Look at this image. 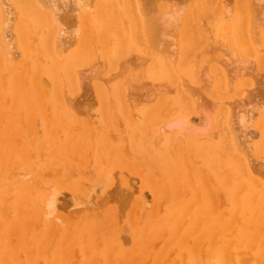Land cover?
<instances>
[{"label": "rangeland", "instance_id": "obj_1", "mask_svg": "<svg viewBox=\"0 0 264 264\" xmlns=\"http://www.w3.org/2000/svg\"><path fill=\"white\" fill-rule=\"evenodd\" d=\"M1 1L6 2L4 4V7L6 10L8 8L7 12L9 15L7 16H9L10 19H8V24L5 23L8 26L4 25V36L5 39H7V43L5 44L7 47L9 46L7 48L9 52V58L6 54L7 57H4L3 55L2 59L0 60V264H109L108 262H104V257H106L107 253L106 248L109 247V245H114L116 243L120 244L118 249L123 251V253L125 252L123 256L127 253L132 262L135 259L136 261L139 258L141 259V257L143 256L141 255V253H146L147 258L150 261L148 260V262L144 260L143 257L141 261H135L136 264L138 262V264H140L141 262L143 263V260L144 264L147 262L149 264H155V262L153 261L155 260V255L157 254H160L161 258L165 257L164 259H161L163 264H186L187 259L180 258L177 252H174L175 249H173L172 251L171 248L173 246H169L163 251L159 250L164 249V243L169 240V231L167 229V226L165 231L163 230V233L162 227L160 228V230L155 228L156 225L163 226L162 224L164 215L172 206V204H176V198L174 195L175 190L178 191V189L180 188L178 193L180 192L179 194L183 195L184 200L201 201L206 205L212 206L214 210H217L216 212L222 213L224 217H227V210L230 207L227 194L228 189L218 188L216 184V177L213 171L207 166L206 163H204L206 167L202 164V159L200 156L196 154L192 155L189 151L182 149L181 145L185 146V136L188 137L187 134L192 135L196 132L195 130L178 129L181 131L189 130L187 131L188 133H182L177 129H175L176 131H170L169 133L176 132L183 135V138H181L180 140H176L175 142L177 144L174 145L171 141H168V139L165 138V134L167 135L169 133L163 132V129L161 130V127L158 128V126L163 125L167 120L171 118L174 119L176 118V115H179V113H177L178 111L175 112V101L179 102L180 100L175 97V94H178L179 90L183 89L184 93H190L191 98L194 99L192 106V108L194 107V109H191L192 112L190 111L188 112V114L186 112L183 113H186V115H189L190 113V115H192L191 117H202V113H204L205 110H208V112H210L208 118L211 119L209 121L211 125L209 126L213 125L214 129H211V127L208 128L210 130L201 128L200 131L202 132V135L204 134L203 132H205L204 130H206V137H201L202 135L198 133L199 129H196L198 130V132H196V135H200V140H198L197 142L201 143L203 141H215V155L218 160H222L224 159V153L227 154L228 152H223V144H221L220 142L222 141L221 137H219L220 135L218 131L216 133L217 116L213 112V108L223 103L224 105L221 104V106H224L229 110L228 123L231 124L232 131L236 134V136H238L237 138L241 137V134L244 133V135L242 136H244L243 138L249 140V145L253 146L258 144L259 151L263 150L261 153L259 152V154H255L252 147L250 148L249 153L247 152V149V151L245 150V153H247V157H250L247 159L249 160L248 162L252 169L255 168V170H253H257L256 172L253 171L254 176L264 181V147L260 145L261 135L258 134L259 121H262V119H264V58L262 60L263 62L259 64L260 59H262L261 55H263L264 57V46L260 40V35H264V0H244V2L248 1L250 6L249 8H247L249 13L248 11H246V14H243L246 18L249 17L246 16L247 14H249V20L252 19V13L255 16L254 26H252L253 29L250 32V36H253L252 38L254 39V43H258L257 47L259 48V53H257L259 54L260 58H258L259 56L256 57V53H252L254 55L248 53L249 55H247V53L245 54V51L242 52L240 49L235 48L232 44H230V42L233 41L232 37L234 36V32H232L233 30L231 19L234 20L235 17H242V19L244 18L242 13L239 15L240 12L236 10L237 7L235 6L233 0H225L226 2L224 1L222 3L221 1L223 0H220L221 4H219V6L223 7L224 9V4H227L226 10L229 8L227 10L228 13L225 12L226 10L218 7V5L217 8L219 9L215 8V0H206V3L208 1V4L204 3L203 6H201L202 11L200 10L199 16L201 17L200 19L203 20L201 22L204 27V29L202 27V29L204 30V33L202 35H204V37H208L207 39L210 40V47H208V50L206 49L204 52V49L205 47L207 48V46L204 44L202 45V42L199 45L196 44L198 41H196V37L193 36L191 39H194V41H192L196 44V48L198 46V50L195 51L196 53L194 52V54H191L190 59L192 56H194L196 58V63L197 60L199 58L200 59L198 60L199 64H196L195 62H193L194 57H192L193 60L191 59V66L197 68L196 65H198L200 67L197 69L199 71H202L206 69L204 66L205 63L202 60L204 57H206V55L209 56L215 53L216 55H218L217 60L219 62L220 60L221 62H223V60H226V56L229 58L228 54H230V52L228 51L232 49V52L235 53V56H233L235 58L233 59L236 60L237 58L236 62L238 67L236 66V62L229 58V63L227 62L226 69L227 71L229 70L228 76L229 74L231 75V73L232 75H235L237 73V70H234L236 69V67L237 69H239L237 75L235 77L234 75L232 76V80H235L236 78V81L238 80L237 82L241 80L240 86L242 87L240 88L241 91H238L239 93L229 90L228 94L225 96H215L216 93L213 92V80L208 69H206L207 71L204 70L201 73L196 71L195 75L197 74V76L199 77L193 79L194 76L192 77L191 75H193L192 72L194 68L192 67L193 69H190L187 76H189V79L192 78L194 81L196 80L195 82H192V79L191 81H189L187 76L185 77L181 75V77L183 78L177 76L175 71L172 70V75L175 74V77L178 78V80L175 81L177 82V85L175 83V88L173 90L171 87H167L170 83H172V80H168V76L163 77L161 74V70H164L162 67L165 66L161 60L155 59L153 65H151L152 68L158 66L160 70L159 73L157 71V68L150 71L147 67L149 63L148 58H145L140 52L135 49L126 53L124 62L123 60H121L122 62L120 60H116L118 59L115 56L116 36H114V34L112 33L108 34L110 40L108 41L110 42L109 48L107 49L108 51H102L101 45H98L100 44L98 43V36L89 37L90 40L88 41V47H93L89 48V51L90 53H92L93 57H89V55H86L87 50L85 49L84 41H79L80 38L77 39L78 36L70 37V35L68 36L65 32H62L67 40L63 37L62 34H60L62 35L61 37H63L65 40L60 38L63 41L62 43H59L58 47L60 48H58L56 52L60 61L58 59V63H56L57 69L52 71L55 72V75H57L59 80L56 77L57 82H54L49 76V71L42 69L43 67L48 68L49 66L51 68L52 64H54V60L52 59V57L49 56V54L44 53L45 48L43 47H45V45H43V43L45 44L47 38L45 36H42L43 30L38 29V31V27L31 22L29 17H26L27 23L30 20V26H28L31 33L28 30V26H26V29L28 28L26 30V36L28 37H25V39L28 38V40H26L27 48L25 49L26 51L21 49L20 41L18 40L17 36H15L14 29H12V27L14 26V23L12 26V21L16 22L17 20L14 12L12 13L13 6H11L12 8L8 6V4L12 5V2L10 0H7L8 2L10 1L9 3H7L6 0ZM128 1L129 0H126L127 3H131L132 7L134 5V1L137 2V0H133V3L131 1ZM138 1L141 2L143 6H149L151 4L150 6L153 7V4H156V2L157 4H159L160 2L168 6V4L170 5L171 3L180 5L181 2L187 3L188 1L200 0ZM211 3L213 5H211ZM205 4L208 6H206ZM131 5L130 8H132ZM58 8L59 13H64L67 11V7L64 8L62 5H59ZM134 8L135 6L133 7V9ZM210 9L214 13H217L218 11L219 14L215 13L216 15H213ZM220 9L223 14L226 15V17H223L224 15L220 14ZM234 14L237 15L234 16ZM14 17H16V19ZM120 17L124 20V22L128 21L129 19L126 15L123 14H121ZM34 25L36 30L33 29ZM247 28H249L248 30L251 29V27L248 25ZM205 31H207L208 33ZM37 33H39L38 37ZM192 34L195 35L194 33H190V35ZM32 38H36V46L34 43L35 41ZM38 38L40 41L37 40ZM252 38L250 39L252 40ZM5 39L3 40L5 41ZM25 39L23 40L25 41ZM74 39L79 42L78 45L77 42L74 41ZM66 41H69L70 44H68ZM170 41L169 43L173 48L171 49V46H169V48L173 52L170 50L172 53H168V51H166L165 53H168V56L170 54V57L172 56L173 58L176 54V60L174 59V61L176 62L178 60V55L180 54L178 50L179 46H177V44H173L175 42L174 40H172L171 42ZM192 41L188 43V45H185L180 50V52L185 50V48L188 49L189 44V49L194 48L195 46ZM17 43L19 47L17 46ZM32 44L34 45L32 46ZM252 44L253 42L251 43V46H254V44ZM29 45L32 46L34 52ZM77 46L79 49L78 51ZM174 47H177L178 51ZM158 48L159 50L167 49L166 47H162L161 49L160 45L158 46ZM173 49L175 50V52ZM14 50H19V53L15 52ZM75 50L77 51L76 54L80 55L82 53V55L80 56L81 58L83 57L86 61L83 58L82 59L84 61L80 60V58H78L79 55L77 57L78 59H73V56L69 57V54L67 53H70L71 51L75 54ZM210 50L212 53L210 52ZM31 51L33 53H31ZM222 51L226 54V56L222 55L224 54ZM23 52H25V54ZM104 52H107L108 54H110V56L106 55V53ZM42 55H44V58ZM220 55H222V57ZM114 56L116 58H114ZM172 57L171 59H173ZM220 57L223 58V60ZM239 57L241 60V64L238 59ZM143 58L145 59V61ZM47 59L49 62H44V60L47 61ZM257 59L259 62L257 61ZM5 60L9 61L6 63ZM79 60L83 63H80ZM77 61L80 64H78ZM103 61L105 62V64ZM174 61L171 60V62H173L171 64H175ZM61 62L62 64H60ZM118 62H121L120 65ZM35 63H38V65L36 66ZM72 63L74 64V67L73 65H71ZM140 63H142L143 65ZM90 64L92 65L90 66ZM68 65H71L69 67H71L70 70L73 71L72 74H74L73 76L76 77V80L80 76L78 88H74V91L72 90V88H68V82L65 77L64 70ZM38 66H40L39 68H41L40 70L42 71V74L35 70V68H38ZM117 66L118 68H120V71L118 70L119 72L115 70ZM107 67L113 70V72L108 71ZM74 70L76 71V73L80 71L81 74L77 73V76ZM138 70L140 72L139 77H135V75L139 73ZM160 74L162 77L160 76ZM172 75L169 74V79L173 78ZM19 76H23V78ZM39 78L40 80H42V82L38 80ZM15 79L16 82H14ZM118 79L130 84L127 85L126 89L129 90V94L132 93L130 98H132V96L135 97L134 100L133 98L130 99L134 102H131L133 105L128 114L122 111L117 103V101L123 99L124 94H121L122 91L119 87H117L116 89L111 88ZM182 79L184 83L185 81H187L185 86H183L182 83L180 84V81ZM58 81H60V83ZM164 81L165 84L167 83L168 85L164 86V84H162V82L164 83ZM41 83H44L45 85ZM55 83H58L60 85H58V88H61L58 89L56 87L55 91L57 89L59 90L61 99H64V101H62L60 97L58 98L56 95L52 94V92H55L52 87ZM138 83H140L139 86ZM151 83L154 85H152ZM38 84L45 86V91L47 94L44 93V90V92L42 90H39ZM94 84H101L104 86V88L107 87V89L109 88L108 90L112 92V94L109 92L111 95L110 98H108L110 96L109 94L105 96V99L103 100L104 102L102 101L104 105L99 102L97 98V94L93 88ZM155 84H157V86H159L158 84H161L158 90L156 89V93H158L159 95L160 93H163L165 91L163 87H166V90L170 88L167 92L165 91V94L163 93L165 96L167 95V104L165 107L161 106V102H158L155 99V97L159 96L158 94L153 95V93L150 94V91L152 90H146V86H148V89L157 87ZM187 86L191 87V89H189L190 92L187 91ZM26 87L27 89L30 88L33 92L31 93L32 95L28 93L29 97L31 95V98H26L28 96L26 95L27 91L31 92L30 89L27 90ZM177 87L179 90H177ZM183 87H187V90H184ZM23 88H25V90L27 91H25ZM22 89L24 90V92L22 91ZM126 89H124L123 91H126ZM192 89L194 90L192 91ZM157 91H159L160 93ZM38 93L39 96L37 97ZM18 94L22 99L17 98V96L19 97ZM116 94H118L119 100H117L118 97ZM41 95L44 97H42ZM23 96H25L26 99H24ZM221 97L222 101L217 105V102L214 101L216 98ZM56 99L61 100L62 103L66 101V105H68L69 107L65 106L64 103V108L61 106H59V108L57 105L58 103L54 102ZM62 103L59 102V104L63 105ZM211 103H213L214 107L211 105ZM214 103L216 104V106ZM103 106L106 107V111L105 109H103ZM147 107L149 108V110L148 113L144 116L143 114L145 112V108ZM165 111H168V113L166 112L167 114H165ZM169 111H171V114L173 115H171ZM179 111L180 115H183V113H181V110ZM7 113H9V115ZM163 114L165 115V119H163ZM239 114H244L246 118V122L243 123L244 126H242L243 124L241 125V123H239L238 121ZM167 115H170V117L167 118ZM249 115H251V117H248L250 119L247 118V116ZM8 117L10 119V122L8 120ZM34 117L36 120L33 119ZM146 120L149 122H154V125L157 124L160 120L158 126L150 127L151 129L149 128V131L147 130V135L149 134L148 139L150 140H152L154 137L158 138L162 136V138H159L158 143H160V145L164 147L166 151L165 156H168L169 164L172 161L174 162L170 164L171 167H174V164L176 162L173 159V156L176 153V149L183 151V154L185 155H182L185 157L183 158L189 162V164H187V169H185L184 171V175L186 173L187 174L183 179L180 178L181 180H179L177 184L167 180V178L171 179V176L165 177L164 175L166 173V168L169 170V165H165L166 168H164L159 157L151 156L153 154V150L150 153L149 149H146L147 143H144V145L142 144L143 146H141V143H139L140 141L138 139L141 137V133L143 131L140 125H142ZM229 124L228 128H231ZM161 131L163 133H161ZM152 132L154 134L155 132L159 133L158 135L156 133L155 136ZM190 132L192 134H189ZM135 133H137L136 136ZM53 135L56 136L54 139ZM19 138L21 140H19ZM13 139H18L15 141V143L17 144H14ZM237 140H239L240 142L243 139L241 137V140L240 138ZM103 144H108L111 147V156L110 153L106 154L107 151L105 150ZM71 146H73V148ZM75 147L77 148V150H75ZM67 148H72L73 150L67 151ZM184 163L182 165L185 166L186 164ZM188 169L191 171L195 170L197 172L195 173L196 175H190L189 173L191 172L188 171ZM219 172L228 174L229 168H227L225 164H221V166L219 167ZM106 173H108L109 182L105 185L103 192L100 193V187L98 190V185H101V181L99 183V180H103L102 176H104ZM175 174L179 175L180 172ZM177 177L178 176H174L173 178L176 179ZM190 178H192L193 182H191ZM165 179L167 182L165 181ZM154 180H156L157 183H166V185L158 186L153 183ZM95 182H97V184H94ZM169 182H171V184H169ZM93 184L96 185V187L94 192L91 194V197L89 198L90 201H88L91 203H87L88 205L90 204L89 207L86 206L87 204L85 203L84 205H82V208H80V206L78 208L76 207L77 209L73 208L71 206V198L74 199L75 197L76 200H80L81 198L82 200L83 197L85 198L86 196L85 193L88 191V189L92 188ZM89 185L91 186L90 188ZM183 186L185 188H183ZM157 187H160L159 189H161V191H158L159 189H157ZM151 188H153L155 192L158 191L157 196L155 195V192H152ZM52 189L56 192L57 195L55 210L49 217L46 218V216H43L45 211L44 199L49 192H52ZM140 191L142 192V196L139 194ZM171 192H173L174 194ZM73 194H77L78 196L82 197L78 198L77 195L74 196ZM71 195L73 197H71ZM207 196H209V199H207ZM86 199L87 198H85V200ZM84 206L85 209L87 208L86 210L84 209ZM58 214L61 216H59ZM56 215H58V222H56ZM59 220L62 226L58 225ZM106 239H108V241ZM105 243H107L108 245ZM145 248H147L146 250L149 252L156 251V254L153 252L151 255H147L148 253L145 252ZM85 249L86 251L83 252ZM137 253L141 255V257H138V259L136 257L138 256ZM113 254L115 256V261L122 257V255L120 256L118 252H113ZM96 255L97 259L94 257ZM91 256H93V258ZM126 259L127 257L125 258V260ZM246 260L248 259L246 258ZM202 261L204 264L213 263L207 257H204ZM248 261L250 262V260ZM118 262L119 264H133L132 262H129L127 260L124 262H122V260ZM160 263L161 262L157 264Z\"/></svg>", "mask_w": 264, "mask_h": 264}, {"label": "bare ground", "instance_id": "obj_2", "mask_svg": "<svg viewBox=\"0 0 264 264\" xmlns=\"http://www.w3.org/2000/svg\"><path fill=\"white\" fill-rule=\"evenodd\" d=\"M10 1L12 2V5L8 4V6H10V7L13 6V8L11 7L13 9L12 13L14 12L15 16L17 17L16 22L15 21L13 22L11 20L12 21V26H13V23H14V26H13L14 28L12 27V29H14L15 36H17L18 40L20 41V48L21 49L25 50L27 48L26 40H28V38L25 39V37H28V36H26L27 35V31L26 30L30 26V20H31L32 23H34L38 27L37 30L38 29L39 30H43L42 36H45L47 38V41H45V44L43 43V45H45V47H43V48H45L44 49V51H45L44 53L49 54V56L52 57V59L54 60V64L51 63L52 64L51 68H50V66L48 67V65H47V67L49 69L46 68V67H43L42 69L49 71V76L54 82H57V78H58L57 75H55V72L52 71V70H56L57 69L56 68L57 67L56 63H58L59 57H58V54L56 52H57L58 48H60V47H58L59 43L60 42L62 43V41L65 40V39L67 40V38L63 34L64 32L66 33V35H68V36L70 35V37L71 36H78L77 39L80 38L79 41H84L85 44L84 43L83 44L85 46V49L87 50L86 55L87 56L89 55V57H93L92 53H90V51H89V48H93V47L92 46L88 47V43H89L88 41L90 40L89 39L90 36H92V37L93 36H98L99 37V42L98 43H100L98 45H101L102 51H104V50L108 51L107 49L109 48V43H110V42H108V41H110L109 37H108L109 36L108 34H110V33L114 34V36H116V40H115V43H116V45H115V56L118 58L116 60H118V61L119 60L120 61L123 60V62H124L126 53H128V52H130V51L135 49L138 52H140L145 58H148V62L149 63H148L147 67L149 68V70L152 71L153 69L157 68L158 73L160 71L158 66H156L155 68H152L151 65H153V62H154L155 59L161 60L162 63L165 65V66L162 67L164 70H161V74H162L163 77H167L168 76V80H172V83H173L174 86L172 85V83H170L169 85L167 83L165 84V81H164V83L162 82V84H164V86L168 85L167 87H171L173 90L175 88V83L177 85V82H175V81L178 80V78L175 77L176 76L175 74L172 75V73H171L172 70L175 71L177 76L181 77V75H182V76L186 77L188 75L190 69L193 67V66H191L192 65L191 59L194 56H192L191 59H190V56H191V54H194V52L196 50H198V46L196 48V44L199 45L202 42V45L203 44L206 45L207 48L204 46L205 47L204 52H205L206 49L208 50V47H210L209 46L210 40L207 39L208 37H206V36H205L206 37V39H205L204 35H202L204 33V30H203L204 27H203V25L201 23L203 20H201L200 19L201 17L199 16V12H200V10L202 8L201 6H203V4L206 3V0L188 1L187 3L186 2L185 3L181 2L180 5L176 4V3H171L170 5L168 4V6L166 4L160 3L158 1L159 4H157V2H156V4H153V7L150 6L151 4L149 6H143L142 3L137 0V2L134 1V5H133V7L135 6L134 9H133L131 3L129 2V1H131L133 3V0H129L128 1L129 3H127L126 0H117V1H114V0H10ZM224 1L225 0L221 1V3L224 2ZM9 2L7 1V3H9ZM233 2L235 4V6L237 7L236 10H238L240 12V13L238 12L239 15L241 13H242V15L243 14L245 15L246 11H248L247 8H249V6H250L248 1L244 2V0H233ZM5 3L6 2H2L0 0V60L2 59L3 55L5 57L6 54L7 55L9 54V52L7 50V48L9 46L7 47L6 44H5V43H7V41H6L7 39H5V36H4L5 35V27H4V25L8 24L7 22H8V19H10V17L7 16L9 14L7 12L8 8L6 10L5 7H4ZM221 3H220V0H215V8H217V5H218V7H220L219 4H221ZM260 3H261V1H260ZM206 4H208V1H207ZM59 5H62L64 8L67 7V11L64 12V13H59L58 12V9H59L58 6ZM130 5H131L132 8H130ZM211 5H213V4L211 3ZM224 5H225L224 9H223V7H220V8L223 9V10H226V5L227 4H224ZM206 6H208V5H206ZM222 6H223V4H222ZM60 9H61V7H60ZM217 9H219V8H217ZM221 9L219 10L220 14H223ZM227 10L225 11L226 13H228ZM9 11H10V9H9ZM210 11H211V9H210ZM233 11H235V10H233ZM235 12H237V11H235ZM263 12H264V10H263ZM211 13H213V15H214L216 12L214 13L213 11H211ZM217 13H218V11H217ZM229 13H230V11H229ZM248 13H249V11H248ZM121 14L126 15L129 18L128 21L124 22V20L120 17ZM235 15H237V14H234V16ZM12 16H14V15H12ZM246 16L250 17L249 14H247ZM16 17H14V18L16 19ZM26 17H29V19H30L29 22H28L29 24L27 23ZM223 17H226V15H224ZM249 17L246 18L244 16L243 19H242V17H235L234 20L231 19V21H232V30H233L232 32H234V36L232 37L233 41H231L230 44H232L235 48L240 49L242 52L245 51V54L247 53V55H249L248 53H250V54L256 53L255 55L257 57V56H259V54H258L259 53V51H258L259 48L257 47L258 43H256V42L254 43V41H253L254 39L252 38L253 36H250V32L253 29L252 26H254L255 16L252 13V15H251L252 19L251 20H249ZM218 20H219V18H218ZM5 23H7V24H5ZM9 24H10V22H9ZM35 25H34V28L33 27H31V28L35 29ZM247 25L251 27L250 30H248L249 28H247ZM26 26H28L27 29H26ZM202 27H203V29H202ZM7 30H8V28H7ZM28 30L30 31V28ZM205 32H207V31H205ZM30 33H31V31H30ZM190 33H194L195 35H193V34L190 35ZM38 34L39 33H37V37H38ZM60 34H62L65 39L63 37H61L62 35H60ZM165 36H166V38H165ZM193 36L196 37V41H198L199 43L197 42L195 44L193 42L194 39H191ZM33 37H34V34H33ZM60 38H62L63 40L60 39ZM169 38H170L171 41L172 40L175 41V42L173 41L174 42L173 44H177V46H179L178 47L179 49L177 47L176 48L174 47L176 50L178 49L179 53H180L178 55V60L176 62L174 61L175 56H176L175 53H174L175 54L174 58L171 56L173 59H171L170 54H169V56L167 55L168 53H170L172 51L171 49L173 48L172 45H170V43H169V41H170ZM250 38H252V40ZM3 39H5L6 42ZM23 39H25V41ZM33 40L35 41L36 38H34ZM37 40H39V38ZM44 40H46V39H44ZM260 40H261V42L263 43V46H264V35H260ZM74 41L77 42V40H75V39H74ZM191 41L194 43V46H195L194 48H196V49H194V48L189 49V47H190V44H189L188 49L185 48V50L180 52V50L185 45H188V43H190ZM250 41H252L254 46L255 45L256 46L255 47L251 46L252 42H250ZM34 43H35V46H36L37 45L36 41ZM64 43H65V41H64ZM67 43L70 44L69 41ZM78 43L79 42H77V45H78ZM8 44H9V42H8ZM83 44H82V46H83ZM33 45L34 44H32V46ZM139 45H141V46H139ZM157 45L158 46L160 45L161 49H162V47H166L167 49L159 50ZM17 46H18V43H17ZM29 46L32 48L31 45H29ZM84 46H83V48H84ZM89 46H90V44H89ZM169 46H171V49L169 48ZM173 46H176V45H173ZM37 48H38V46H37ZM209 49H212V48H209ZM37 50H39V49H37ZM78 50L79 49H78V46H77V51ZM18 51H15V52H18ZM77 51L75 50V54L73 52H71V51H70V53H67V54H69V57L73 56L74 57L73 59L80 58V60H83L84 58L82 57L83 58L82 59L81 56H80V55H82V53L80 55L76 54ZM166 51H168L167 54L165 53ZM201 51H203V50H201ZM33 52H34V49H33ZM33 52L31 51V53H33ZM174 52H175V50H174ZM210 52H211V50H210ZM228 52H230V54H228L229 58L236 62L237 58H236V60L233 59V58H235V57H233V56H235V53L232 52V49L230 51H228ZM23 53L25 54V52H23ZM104 53H106V55L110 56V54H108L107 52H104ZM211 53H209V54H211ZM90 54H91V56H90ZM74 55H77V56H74ZM78 55H79V57H78ZM222 55L226 56L225 53L222 54ZM222 55H220V56L222 57ZM252 55H254V54H252ZM42 56L44 58V55H42ZM115 56H114V58H116ZM69 57H66V58H69ZM217 57H218V55L213 53L212 55H209V56L206 55V57H204L202 59L204 61V63H205V65H204L205 68L208 69L210 74H211V78H212L213 81L211 79L210 80L213 82V92L216 93L215 96H225V95L228 94L229 90H232L233 92L239 93L238 91H241L240 88L242 87V86H240L241 85V82H240L241 80L239 82H237L238 80L236 81L237 78L235 80H232V78H233L232 76L234 75V74L232 75V73H231V75L229 74V76H228V71L229 70L227 71L226 66H227V62H228L229 58L226 56L227 57V58L225 57L226 60H223V58L220 57L223 60V62H221V60L219 62L217 60ZM261 57H262V59H260V62L257 59L259 64L261 62H263L262 61L263 58H264L263 55H261ZM8 58H9V55H8ZM33 58H34V56H33ZM40 58H42V57H40ZM258 58H260V56ZM110 59H111V57H110ZM170 59L173 60L175 62V64H171L173 62H171ZM193 59H192L193 62L196 63V61H195L196 58L194 57ZM238 59H239L240 64H241L240 57ZM198 60H197V63L199 62ZM8 61L5 60L6 63ZM50 61H52V60H50ZM59 61H60V59H59ZM93 61H94V59H93ZM144 61H145V59H144ZM150 61H151V63H150ZM44 62L48 63L49 61L47 59V61L44 60ZM114 62H115V60H114ZM121 62H118L119 65H120ZM80 63H83V62L80 61ZM80 63L78 62V64H80ZM35 64H36V66L38 65V63H35ZM60 64H62V62ZM60 64H58V65H60ZM104 64H105V62H104ZM140 64H142V63H140ZM71 65H73V67H74L73 63ZM71 65H68L66 67V69L64 70V72H65L66 80L68 82L67 83L68 88H72V90L74 91V88H76V89L78 88V85H79V82H80L79 81L80 80V76L76 80V77L73 76L74 74H72L73 71L70 70L71 67H69V66H71ZM91 65L92 64H90V66ZM170 65H172V66H170ZM193 65H194V63H193ZM196 66H197V68L200 67L198 65H196ZM236 66H237V62H236ZM39 67L40 66H38V68H35V70H37L39 73H41L42 71L40 70L41 68H39ZM110 67H112V66H110ZM237 67L234 70H237L236 72L238 73L239 69H237ZM244 67H245V65H244ZM117 68H118V66H117ZM117 68L115 69L116 71H118L120 69V68H118V69ZM193 68H192L193 72L191 71L192 74H193L191 76L192 77L194 76L193 79L194 78L196 79V77H199V76H197V74L195 75L196 71L201 73L204 70H206V69H204L202 71H199L196 67H193ZM107 69H108V71H112L113 72V70L109 69L108 67H107ZM194 70H195V72H194ZM140 71H142V70H140ZM206 71H205V73H206ZM138 72H139V70H138ZM77 73L81 74L80 71L77 72ZM77 73L75 71L76 75H77ZM205 73H202V74H205ZM237 73L234 75V77L237 75ZM139 74H140V72L138 74H136L135 77H139ZM161 74H160V76H161ZM169 74H171L173 76L172 79H169ZM36 75H37V73H36ZM19 77H21V76H19ZM39 77H40V75H39ZM188 77L189 76H187V78ZM21 78H23V76ZM181 78H183V77H181ZM202 78H203V76H202ZM191 79H189V81H191ZM193 79H192V82H195L196 80L194 81ZM38 80H40V78ZM58 80H59V78H58ZM200 80H201V78H200ZM40 81L42 82V80H40ZM14 82H16V79H15ZM58 82L60 83V81H58ZM186 82L187 81H185V83H184V81L182 79L180 81V84L182 83V85L185 86ZM41 84L45 85L44 83H41ZM55 84H54L55 87L52 86L54 91H55L56 87L58 88L60 86L58 83H55ZM21 85H23V84H21ZM43 85H39V90L40 91L41 90L42 91L46 90L45 86H43ZM127 85H130V84H128L127 82L125 83V81L118 79L115 82V84L113 85V87H111V88L116 89L117 87H119L120 90L122 91L121 94L122 93L124 94L123 95V99L120 98L122 100L117 101V103H118L120 109L128 114L130 112V109L132 108V105H133L131 102H134V101H132L130 99L133 98V100H134L135 97L132 96V98H130L132 93L129 94V90L126 89ZM134 85H136V84H134ZM139 85H140V83H138V86ZM152 85H154V84H152ZM155 85L157 86V84H155ZM158 85L160 86L161 84H158ZM159 86H157V87L152 86L154 88H151V89H148V86H146L147 87L146 90H149V91L152 90V91H150L151 92L150 94L153 93V95H156V94H158V93H156V89L158 90ZM187 87H188V90H187ZM187 87H185V88L183 87V88H184V90H187L188 92H190L189 89H191V87L190 86H187ZM60 88H58V89H60ZM93 88H94V91L97 94V98H98L99 102H101L102 104L104 102L103 100L105 99V96L108 95V94L110 95V93L112 94V92L108 90L109 88L107 89V87H105L106 88L105 89L104 86L101 85V84H94ZM165 88L163 87V89L166 92L170 89V88L169 89L167 88L168 90H166ZM23 89L25 90V88H23ZM23 89H22V91L24 92ZM26 89H27V87H26ZM29 89H27V90H29ZM58 89L55 92H52V94L56 95L58 98L60 97V99H61L60 92H59ZM124 89H126V91H123ZM27 90H25V91H27ZM159 90H162V89H159ZM177 90H179L178 87H177ZM193 90L194 89H192V91ZM30 91L31 92L27 91L26 95H28V96L26 98H31V95H32L31 93H33V92H32L31 89H30ZM165 91L164 92L161 91V92H163L165 94ZM157 92H159V91H157ZM18 93H19V91H18ZM28 93L31 94L30 97H29ZM44 93L47 94L46 91ZM163 93H160V95L158 94L159 96L155 97V99L158 102H161V106L165 107L166 104H167V101H166L167 95L165 96ZM116 95L118 97V94H116ZM38 96H39V93H38L37 97ZM84 96H85V94H84ZM20 97H21L20 95H19V97L17 96V98H20ZM23 97H24V99H26L25 96H23ZM42 97H44V96H42ZM110 97H111V95L108 98H110ZM175 97L180 100L179 102L175 101L176 102V106L174 105L175 109H176V111L175 110L174 111L175 112L178 111L177 113H179V115H176V118H174V119L171 118V119L167 120L161 126H158V123L160 122V120L155 125H154V122H149L147 120L144 121V123L142 125H140L142 130H143L142 133H141V137H140L142 140L140 138L138 140L140 141L139 143H141V146H143L144 143H147L146 149H149L150 153L153 150V154L151 156L159 157L160 160L162 161L161 164H162V166H164V168H166V166L169 165V170L166 168V173L164 175H165V177H170L171 176L170 177L171 179L167 178V180L171 181L172 183L174 182L175 184H177V182L179 180H181L180 178L183 179L184 176L187 174L186 173L184 175V171L188 167L187 164H189V162L184 159L185 155L183 154V151L178 150V149L175 150L176 153L174 154L173 159L176 162L174 164V167H171L170 164L173 161L169 164L168 156H165V152L166 151H165L164 147L162 145H160V143H158L159 142V138H162V136L158 137V138L154 137L156 140L153 138L152 139L153 141H152V140L148 139V135L149 134L147 135V130L149 131V128L150 127H154V126H158V128L161 127V130L163 129V132H165V133H169L170 131H176L175 129H177V130L178 129H181V130L182 129H191V130L193 129L196 132H198V130H196V129H199L198 133L200 135H202L201 134L202 132L200 131L201 128L208 129L209 127H211V129H212L213 125L209 126V125H211V123L209 122L211 119L208 118V116L210 114V112H208V110H205L204 113H202V117H198L197 115H196L197 117H195V116L191 117L192 115H190V113H189V115H186V113L188 114V112H190L191 109H194V107L192 108L194 99L191 98L190 93L186 94V93H184V91L182 89V90H179L178 94L177 93L175 94ZM148 98H150V97H148ZM176 98H175V100H176ZM20 99H22V98H20ZM221 99H222V97L221 98H216L215 101L214 100L213 101L217 102L216 104L218 105V103L220 104V102L222 101ZM58 100L56 99L54 101L55 103H58L57 104L58 107L61 106V107L64 108V103H65V106H68V105H66L67 104L66 101L63 102V103L61 102V100L64 101V99H61L59 101ZM117 100H119V97L117 98ZM59 102L62 103L63 105L59 104ZM105 102H106V100H105ZM169 102H170V100H169ZM162 104H165V105H162ZM216 104H215V106H216ZM221 104H223V103H221ZM221 104L216 106V107H214L213 103H211V105L214 107L213 108V112L217 116L216 133L218 131L219 135H220L219 137H221L222 141H220V142H221V144H223V147H222L223 148V152H228L227 154L224 153V159H222V160H218L217 159V157L215 155V151H214V148L216 147L215 141H211V142L203 141V142L199 143L197 141L200 140V135L199 136L196 135L197 134L196 132L193 133V134L191 132L189 133V134H192V135H188L187 134L188 137L185 136V146L181 145V147H182V149L189 151L192 155L196 154V155L201 157L202 164L204 165V163H206L207 166L213 171V173H214V175L216 177V184H217L219 189H228L227 194H228L229 206L230 207L227 210V217H224L222 213L216 212L217 210L216 209L214 210V208H212V206L206 205V204L202 203L201 201H198V200L197 201H195V200L186 201V200H184L183 199L184 198L183 195L179 194L180 192L178 193V191L180 190V188L178 187L179 189H178V191L175 190V194L173 192H171V193H173L175 195L176 204H174V205L172 204V206L168 209V211L164 215L163 224H162L163 226H161V225L157 226L156 225V227H155V228H157L159 230L162 227V233H163L165 231V229H166V226H167V229L169 231L168 232V234H169L168 239L169 240L166 241L165 243L163 242L164 245H165L164 249H159V250L163 251L167 247L173 246L171 248L172 251H173V249H175L174 252L176 251L180 258L187 259L186 264H204L203 261H202V259L204 257L209 258V260L213 262L212 264H264V181L260 180L256 176H254V172H256L257 170L254 171L255 168H253L254 170L252 169V167L250 166V164L248 162L249 160L247 159V158H250V157H247V153H245L247 150H248L247 152L249 153L250 152V148H252V147H253V151H254L255 154H259V152L261 153L263 150L259 151L258 144L257 145H253V146L249 145V143H248L249 140L243 138L244 136H242V135H244V133L241 134V137H242L243 140H241V137H239L240 140H241L240 142H239V140H237V139H239V138H237L238 136H236V134L232 131L231 124L228 123L229 110L227 108H225L224 106H221ZM212 106H209V107H212ZM103 109H105V111H106V107L105 106H103ZM177 109L181 110V113H183V112H186V113H183V115L181 114L182 115L181 116L180 115V111L177 110ZM148 110H149L148 107L145 108V112L143 114L144 116L148 113ZM11 112H12V110H11ZM166 112L168 113V111H165V114H167ZM169 113L171 114L172 112L169 111ZM7 114L9 115V113H7ZM171 115H173V114H171ZM167 116H168L167 118L170 117V115H167ZM177 117H179V118H177ZM248 117H251V115L247 116V118ZM211 118H212V116H211ZM33 119H35V117ZM163 119H165V115H164ZM245 119L246 118H245L244 114H239L238 115V121H239V123H241V125L244 122H246ZM248 119H250V118H248ZM8 120L10 122L9 117H8ZM28 121H29V119H28ZM161 122H162V119H161ZM48 123H50V122H48ZM228 124L230 125L231 128H228ZM242 126H244V124ZM258 127H259L258 134L261 135L260 145L264 147V119H262V121H259V126ZM181 130H178V131H180L182 133H185V132L188 133L187 131H189V130H187V131H181ZM208 130H210V129H208ZM204 131L205 132H203L204 134L201 137H206V130H204ZM67 132H68V130H67ZM163 132L161 131V133H163ZM156 133L157 132H155V134ZM158 133H157V135H158ZM136 134L137 133H135V136H136ZM55 137L56 136L53 135V139ZM165 138L168 139V141H171L172 144L175 145V144H177L175 141L176 140H180L181 138H183V135H181L180 133H176V132L173 133L172 132V133H169L167 135L165 134ZM13 140H14L13 141L14 144H17V143H15V141L18 140V139H13ZM19 140H21V139L19 138ZM142 141H143V143H142ZM87 142H89V141H87ZM19 143H20V141H19ZM103 146L105 147V150L107 151L106 154L110 153V156H111V152H112L110 150L111 147L108 144H103ZM71 147L73 148V146H71ZM69 148H70V146H69ZM72 148L71 149L67 148V151L68 150H73ZM75 150H77V148ZM182 155H184V156H182ZM151 156H149V157H151ZM225 156H226V158H225ZM182 160H184V161H182ZM184 162H186V163H184ZM183 163L186 164V165L185 166L182 165ZM221 164H225V166L227 168H229V173L228 174L219 172V167L221 166ZM188 171L191 172V173H189L190 175L197 173L195 170L191 171V170L188 169ZM179 172H180L179 175L175 174V173H179ZM25 175H27V174H25ZM174 176H178V177L176 179H174L173 178ZM102 177H103V180H99V183L101 181V185H98V190H99V187H100V191H99L100 193L103 192V189L105 188V185L109 182L108 173H106ZM190 179H191V182H193L192 178H190ZM165 181H166V179H165ZM171 182H169V184H171ZM153 183L158 185V186L166 185V183H157L156 180H154ZM94 184H97V182H95ZM94 184L92 185V188H90L91 184L89 185L90 189H88V191L85 193V195H86L85 198H87L86 200H85L84 197H83L84 200L83 199L81 200V198L79 200L78 198L82 197V196H78L77 194L76 195L78 196V198H77L78 200H76L75 197H74V199L71 198V206L73 208H76V207L78 208L79 206H80V208H82V205H84L85 203L86 204L87 203H91V202H88V201H90L89 198L91 197V194L95 190L96 185H94ZM159 188L160 187H157V189H159ZM183 188H185V187L183 186ZM54 190H57V189H54ZM151 190H152V192H155L153 188H151ZM158 191H161V189H159ZM158 191L155 192L156 196H157ZM141 193L142 192L140 191L139 194L141 195ZM76 195H74V196H76ZM196 195H197V193H196ZM45 197H46L44 199V209H45V211H44L43 216H46V218H47L55 210V204H56L55 202H56V199H57L56 198L57 195H56V192L53 191V189H52V192H49L48 195L45 196ZM71 197H73V196L71 195ZM207 199H209V196H207ZM89 205L87 204L86 206L89 207ZM84 209H85V206H84ZM58 215H56L57 217H55L56 218V222H58ZM59 216H61V215H59ZM68 217H70V216H68ZM58 225H61L60 224V220H59ZM55 226H56V224H55ZM58 229H59V227H58ZM154 232H156V231H154ZM90 235H92V234H90ZM82 240H84V239H82ZM106 240L108 241V239H106ZM105 244H107V243H105ZM119 245H120L119 243H116L114 245L111 244V245H109V247L106 248L107 249V251H106L107 253H106V257H104V262H108L109 264H119L118 261H121V260H122V262H124L126 260L129 261V262H132L130 260V258H129L127 253H126L127 255L125 254L123 256V254L125 252L123 253V251L118 249ZM87 246H89V245H87ZM90 246H91V244H90ZM14 247H16V246H14ZM146 249L147 248H145V250ZM85 251H86V249L83 252H85ZM113 252L114 253L118 252V254L120 256L122 255V257L119 258L117 261H115V256H114ZM145 252L148 253L147 255H151L154 251L153 252H151V251L149 252V251L146 250ZM131 255H134V254H131ZM137 255H138V256H136L137 259H138V257H141V255H143L141 257V259L144 257V260H146V261L149 260L147 258V256H146V253L145 254L141 253V255H139V253H137ZM91 257L93 258V256H91ZM94 257L97 259V255L94 256ZM126 257H127V259L125 260ZM149 257H151V256H149ZM164 258L165 257L161 258V255L157 254V255H155V260L154 261L151 260V261L155 262V264H157L159 262H161L163 264L161 259H164ZM246 258L248 260H250V262L248 260H246ZM98 259H99V257H98ZM141 259L139 258L138 260L141 261ZM144 260H143V263L141 262L140 264H144ZM135 261H136V259L132 263L136 264ZM101 262H102V260H101ZM148 262L145 263V264H149Z\"/></svg>", "mask_w": 264, "mask_h": 264}]
</instances>
